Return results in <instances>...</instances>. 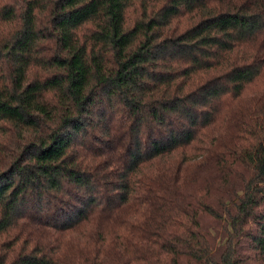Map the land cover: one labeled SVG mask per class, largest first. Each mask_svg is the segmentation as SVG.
<instances>
[{"label": "trees", "instance_id": "obj_1", "mask_svg": "<svg viewBox=\"0 0 264 264\" xmlns=\"http://www.w3.org/2000/svg\"><path fill=\"white\" fill-rule=\"evenodd\" d=\"M264 261V0H0V264Z\"/></svg>", "mask_w": 264, "mask_h": 264}, {"label": "rangeland", "instance_id": "obj_2", "mask_svg": "<svg viewBox=\"0 0 264 264\" xmlns=\"http://www.w3.org/2000/svg\"><path fill=\"white\" fill-rule=\"evenodd\" d=\"M256 264H264V261L259 260Z\"/></svg>", "mask_w": 264, "mask_h": 264}]
</instances>
